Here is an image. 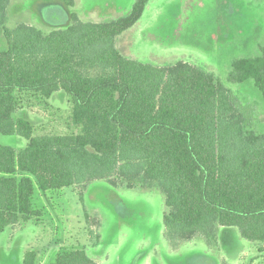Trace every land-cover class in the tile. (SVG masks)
<instances>
[{"label": "trees", "instance_id": "trees-1", "mask_svg": "<svg viewBox=\"0 0 264 264\" xmlns=\"http://www.w3.org/2000/svg\"><path fill=\"white\" fill-rule=\"evenodd\" d=\"M62 2L67 23L46 33L27 24L7 28L11 0H0L8 47L0 52V134L27 142L20 150L0 145V236L42 216L37 190L103 180L159 190L174 249L200 238L217 247L221 227L264 245V136L247 130L232 92L189 63L159 67L120 53L117 38L139 22L149 0L108 23L83 22L71 11L76 0ZM229 80H252L264 98V47L258 57L236 59ZM61 91L77 133L37 135L28 118L17 117L25 104H45ZM259 253L264 264V248ZM39 260L31 249L23 264ZM49 264L97 263L85 249H62Z\"/></svg>", "mask_w": 264, "mask_h": 264}, {"label": "rangeland", "instance_id": "rangeland-1", "mask_svg": "<svg viewBox=\"0 0 264 264\" xmlns=\"http://www.w3.org/2000/svg\"><path fill=\"white\" fill-rule=\"evenodd\" d=\"M136 1L82 0L71 11L84 22L108 23L127 17ZM64 9L59 0H12L6 27L12 30L32 20L49 33L58 27L55 24L67 21ZM116 45L123 56L144 64L185 62L214 74L236 98L247 130L264 136L261 92L252 80H229L236 59L261 55L264 0H149L142 18L117 38ZM7 48L0 27V52ZM17 117L28 118L37 135L78 132L62 91L45 104H25ZM0 145L20 150L27 142L0 134ZM33 203L42 216L0 236V264H23L31 249L40 252L39 264H49L62 249H85L97 264H224V259L253 264L254 250L261 247L223 232L220 247H209L200 238L172 248L165 238V197L159 190L113 187L100 180L85 188L46 194L37 190ZM231 229L238 232L227 231ZM262 261L261 256L255 264Z\"/></svg>", "mask_w": 264, "mask_h": 264}, {"label": "crops", "instance_id": "crops-1", "mask_svg": "<svg viewBox=\"0 0 264 264\" xmlns=\"http://www.w3.org/2000/svg\"><path fill=\"white\" fill-rule=\"evenodd\" d=\"M80 1H82V0H76V5H75V7L78 5V3L80 2ZM59 2H60V4H62L63 5V2H62V0H59ZM11 4H12V0H11ZM64 6V5H63ZM64 8H65V6H64ZM76 9V8H75ZM64 11H65V14H67V20H68V15H69V13H68V11H67V9L65 8L64 9ZM77 12V11H76ZM78 13H80V12H78ZM77 15H79V14H77ZM79 17V16H78ZM80 19V18H79ZM81 20V19H80ZM30 21V20H29ZM31 23L30 24H28V23H19V24H27V25H30V26H34L33 25V22H32V20L30 21ZM84 22V21H83ZM67 23V21H64V22H62L61 24H55L56 26H63V25H65ZM19 24H17V25H19ZM16 25V26H17ZM35 27V26H34ZM53 27H55V26H53ZM56 29V28H55ZM55 29H53V30H55ZM45 32V31H44ZM47 33V32H46ZM35 222V221H34ZM23 226V225H22ZM19 228H21V226H18V227H15V228H12L13 230H16V229H19ZM238 230V229H237ZM223 232H230V234L231 235H233L234 236V238H235V240L237 239L238 240V236H240V233H239V231L237 232V231H235L234 229H231V230H228L227 231V228H224V227H221V228H219V231H218V246L217 247H220V242H221V239L223 238V236L226 234V233H223ZM241 237V236H240ZM243 239V238H242ZM195 241V240H194ZM193 242V241H192ZM207 244V243H206ZM242 246V245H241ZM259 245H257V248H255V250H254V255L252 256V258H253V264H255L256 262V259H258V258H260L261 257V254L259 253V249L260 248H264V245H261V247H258ZM243 247H245V245H243ZM238 257H240V255H238ZM223 262H224V264H231V262H229V260H227V259H224V260H222ZM244 261H246V260H244ZM263 262V261H262ZM260 264H262V263H260Z\"/></svg>", "mask_w": 264, "mask_h": 264}]
</instances>
